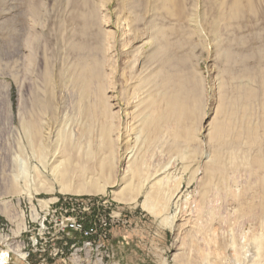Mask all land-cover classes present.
<instances>
[{"label": "rangeland", "instance_id": "1", "mask_svg": "<svg viewBox=\"0 0 264 264\" xmlns=\"http://www.w3.org/2000/svg\"><path fill=\"white\" fill-rule=\"evenodd\" d=\"M139 2L140 6L138 7L136 4ZM252 2L254 11L249 13L245 9L242 16L234 21V30L230 27L226 29L225 26L227 24L225 21H219L221 24L219 28V36L221 37L219 38L221 40L219 39V41L226 46H232L231 51L235 55L229 63L222 58L221 60L218 59L217 51L211 47L213 37L210 34L203 37L205 39H201V41L197 37H195V40L193 39L194 37L191 39L182 37L181 39L179 38L180 33L176 31L174 34L177 33V37L175 35L169 37L173 42L174 40L184 41L188 38L191 41L194 40L192 45L201 44L195 51L188 45L183 48L173 49L175 55L182 52L189 57L192 55L188 66L196 71L195 73L199 75L202 81L205 80L204 87L206 92L200 103V110L194 118L189 119L184 124L185 127L195 128L196 142L189 144V147L187 146L191 150L195 149V155L188 160L190 161L188 163L189 166L191 162L193 163L191 165L192 168H196V163H198L196 164L197 166H202L204 161L201 150L204 151L209 142L207 140L208 124H211L216 118L215 113L220 102L218 97L217 100L215 99L214 95H226V100L233 98L236 94L234 87L239 84L238 75L241 74V71L250 69L251 73L257 74L258 61L264 58V0H253ZM154 4L152 0H0L1 264H24L9 257L3 247L7 240L12 237L11 235H18L21 230L19 224L16 225L17 227L13 226L17 221L18 212L25 210L24 213L27 215V203H31L29 201H32L31 206L34 207H36L37 201H48L49 203L55 198L60 200L58 201V207L62 204L65 207L63 201L65 203L77 201L80 204H86L87 207L84 208L87 210H81L79 216L84 220L92 221L94 219V222H97V218L106 219L109 222L110 233L108 234L107 242L109 246L111 245L112 233L116 230L130 237H144V239L151 240L154 243L157 236L166 238L163 249L159 248L157 250L158 256L154 258V255L151 256L150 253V257L153 258L148 259V262L146 261L147 264H202L201 256L206 254L214 256L213 262L211 261L208 264H232L229 258H231L233 252L228 246L231 234L233 237H237L242 230L248 228V222L254 224L253 231L258 232L262 217V213L258 208L254 210L250 219H241L238 213L230 207L232 199L226 197L223 192L218 193L211 190L203 199L196 183L187 186L188 173L184 175V181L181 184L183 196L175 206L170 207L166 213L168 215L163 213L154 215L143 208V189L136 197V200L129 201V196L132 193L130 191L138 183L137 178L131 179L129 187L120 193L121 201L114 198L113 194L119 189L124 171V165L120 161V145L113 136L117 134V129L119 131L121 127L127 125L125 115L128 110L124 107L125 101L120 99L125 88L126 77L128 78L130 75L125 63L128 61L127 57H129V54H132V51L136 48L135 46L139 47L143 41H146L141 35L138 39L142 42L137 43L138 39L133 37V33L130 34L131 37H126L127 39L124 38V35L122 37L120 32L123 27L120 23L126 17L136 14L143 18V24L139 27L136 26L138 29H142L148 22L156 25H172V20L167 23L164 21L165 23H163L159 19L160 12L158 10L159 13L153 14L151 8ZM187 4H190V1L185 6ZM195 5L196 9H201H195L196 13L200 11L197 15H200L201 19L208 22L213 20L215 12L210 13L209 8L206 7V1H198ZM191 6L192 3L190 6L187 5L186 10L189 11ZM238 22L240 25H238ZM141 37L143 40H140L142 39ZM128 38L132 44L128 43ZM228 41L230 45L226 43ZM202 45L206 46L203 47ZM112 48L115 49V53L118 56L114 68L112 67V62L116 59V54L112 57ZM148 48V45H145L142 51L144 52ZM204 48L206 49L205 51ZM127 49H129V52ZM98 51H102V54ZM97 54L104 56H102L104 63H106L103 70L105 76L104 94L111 106L110 111L113 114L111 116L115 115V117H111L110 121L112 123L109 122L113 125L111 127L112 133L116 132L114 135L111 133V136L113 135L111 139V150L114 156L113 168L109 173V181L104 184V190L101 193H62L59 190L58 183L51 174V168L54 165H51V153L56 146L53 148L52 143L43 142L45 162L41 163L33 156L34 154H32V149L23 132L22 125L32 119H41L46 122V125H53L58 119V109L61 104L64 103L65 106H68L71 101L69 99L76 98V96L77 99L79 98V93L77 89L73 88L72 84L68 85V90L66 88L63 93L65 95H61L60 85H62L61 80L63 81L61 77H66L68 73L72 72L69 67L72 66L71 63L75 59L89 58L88 56H97ZM262 61L264 62V59ZM110 64L111 66H109ZM65 73L67 74L64 75ZM229 76H231V79ZM255 80L254 88L258 85V79ZM218 81L224 84L222 86L224 88L221 90L222 93L219 94L216 87ZM93 88L92 85L91 96L86 101L87 103L95 102L92 94L95 91ZM213 93L214 95H212ZM41 103L48 104L46 111L41 109ZM257 104L251 108V112L254 115L259 112ZM93 116L94 114L91 116L92 118H87L86 116L81 117L77 112L73 114L70 128L66 132L69 140L59 145L61 166L67 168L69 173L72 174L71 186L76 184V172L80 167L86 166L90 170L94 168V162L89 159L85 152L87 149L96 152V138L101 125L99 121L102 122V120L96 117L97 115L94 116L96 120H93ZM85 117L87 120H83ZM120 117L122 118L121 120H119ZM255 119L256 117L252 116L253 122ZM96 121H98L99 125H96ZM190 121H193V124ZM90 123L92 125H89ZM237 123L238 119L236 120ZM172 127L173 125L169 124L163 126L162 129L167 131V129H172ZM87 142H89V145ZM145 146L142 151V159L147 164L146 166L149 167V172L163 167L170 161L168 173L171 178H178L182 174L181 160L179 161L176 152L169 149V143L163 145L162 143L156 144L152 142L149 146ZM56 157L57 163L58 155ZM225 160L227 161V159ZM21 168H25L27 172L29 181L27 182V191L29 195L22 194L24 193L23 190H25V184L22 181L15 183L16 190H11L12 176L18 173ZM252 174L256 175L257 173L246 166H230L225 171L227 183L230 185L235 183V186L244 184L246 181L251 183L256 181L255 177L257 175L254 176ZM96 182L102 186V177L99 176ZM36 188L40 190L35 191ZM80 207L83 208V206ZM207 213H211V216L207 215ZM68 216L70 217L71 215ZM164 217L171 219L174 217L173 225L171 226L169 219L163 220ZM32 238L38 242V247L39 235L36 234ZM67 238L66 236H59L55 240V242H58L57 246H60ZM70 239L78 240V236H73ZM69 242L71 243L72 241ZM54 246V242L48 243V251ZM109 249L111 252L109 253V263L120 264L114 250L112 248ZM28 251L29 257L26 260V264H53L56 262L51 258H47V252L42 254L41 257H39L38 253L32 252L31 244L28 245ZM149 252H152L151 247H149ZM42 259H44L43 263L40 261ZM57 264H61L59 260Z\"/></svg>", "mask_w": 264, "mask_h": 264}, {"label": "bare ground", "instance_id": "2", "mask_svg": "<svg viewBox=\"0 0 264 264\" xmlns=\"http://www.w3.org/2000/svg\"><path fill=\"white\" fill-rule=\"evenodd\" d=\"M152 1L155 3L151 8L153 14L159 11V19L163 23L172 20V25H156L152 22H148L142 29H138L136 26L139 27L143 24V18L136 14H132L131 17H126L120 23L123 27V30L120 32L122 37L123 35L124 38L128 36L131 37L130 34L133 33L134 38L138 39V37L142 35L143 38L146 39L145 42L139 41V39L138 41L136 40L137 43H142L139 47L135 46L136 48L132 51V54H129V57H127L128 61L125 63L126 68L130 71V75L128 78L126 77L125 88L122 91L120 99L125 101L124 107L128 110L125 115L127 125L121 127L119 131L117 129V134L111 131L113 125L109 122L112 123V121H110L111 117H115V115L111 116L113 115L111 114L112 111H110L111 106L108 103V98L104 94V64L106 66L103 58L104 53L102 55L103 57L97 54V56H88L89 58L75 59V61H73L74 63H71L72 66L69 67L72 72L70 74L68 73L66 77L64 75L67 73H65L63 75L65 78L61 77L63 81L61 80L62 85H60V93L62 95L66 91V88L68 90V85L72 84L73 88L77 89L79 98L77 99L76 96V98L73 97L69 99L71 101L68 103V106L62 103L59 108L60 110L58 109V119L51 126L46 125V122L41 119H32L22 125L23 132L32 149V154H34L33 156L41 163L45 162L43 142L52 143L53 148L55 146L56 148H52L53 151L51 153V165L54 164L51 168V174L53 179L58 183L60 192L71 194H98L103 192L104 184L107 183L110 178L109 173L113 168L114 157L111 150V139L112 136L116 134L113 137L118 140L120 145V161L124 165V171L119 189L113 194L114 198L121 201L120 193L129 187L131 179L137 178L138 183L136 187L130 191L132 193L130 194L131 196H129V201L136 200V197L143 189V208L154 215H156V213L160 215L162 213L166 214L170 207L175 206L182 198L183 193L181 184L184 181V175L188 173L187 186L196 183L203 199L211 190L218 193L223 192L226 197L232 199L230 207L238 213L241 219H250L256 208L261 211L262 217L258 232L253 231L254 224L248 222V228L242 230L237 237H233L231 234L228 246L233 252L231 258H229L232 264H264V62L262 61L264 58L258 61L257 74L251 73L249 71L250 69L241 71V74L238 75L239 84L234 87L236 94L233 98L226 100V95L217 96L214 95L215 92L212 94L216 100L217 97L218 100H220L215 113L216 118L211 124H208L207 140H209V142L204 151L201 150L204 160L203 164L202 166H197L196 164L198 163H196V168H192L191 165H193V163L191 162L189 166L188 163L190 161L188 160L195 155V149L191 150L188 147L190 146L189 144L196 142L195 128L192 129L190 126L185 127L184 124L189 119L194 118L200 110V103L206 92L204 87L205 80L202 81L199 75L195 73L196 71L188 66L192 55L189 57L183 52L175 55L173 52L174 48H183L186 45L190 46L193 48V51H195L201 46V44L192 45V41L195 40V37L201 41V39H205L203 37L210 34L213 37L211 47L217 51L216 53L219 55L218 59L221 60L222 58L226 60L227 63L231 62L230 60L235 55L231 51L232 46H226L219 41L221 38L219 36V28L221 25L219 21H225L227 24L225 26L226 29H229V27L233 29L234 21L242 16L245 9H247L249 13L254 11L253 0ZM188 1H190V4L192 3L189 11L186 10V7L187 5L190 6V4L185 6ZM198 1H206V7L209 8L210 13L213 11L215 12L212 21H205L199 17L200 15H197L200 12L196 13V10L199 8L197 7L198 9H196L195 4L198 3ZM136 5L139 7L140 2ZM182 15L184 19L181 18ZM235 25L237 24L235 23ZM238 25H240L239 22ZM175 31L180 33L179 38L181 39L182 37H188L190 39L194 37V40L191 41L186 38L184 41L174 40L173 42L169 37L171 35L176 36L177 33L174 34ZM125 32L127 33L125 34ZM143 38L140 40H143ZM128 43H130V40ZM226 43L230 45L229 41ZM145 45H148L149 48L143 52L142 50ZM127 50L129 52V49ZM205 50L204 48V51ZM112 51L114 53L112 52L111 54H113L112 57H114L116 54L115 49L112 48ZM98 52L102 54V51ZM117 57L116 54V59L114 58L115 60L112 62L113 68L117 61ZM109 66H111V64ZM226 71L229 73L227 69ZM229 77L231 79V76ZM255 79H258V85L254 88L256 84ZM92 85L94 87L93 89H95L92 93L95 102L93 103L92 101L90 104L86 101H88V98L91 96ZM223 85V83L217 82L216 87L218 94L222 93L221 90L224 88L222 87ZM256 104L259 107H257L259 112L257 115H254L251 112V108ZM40 106H42L41 109L44 111L48 108L47 103H41ZM76 112L81 117L86 116L87 118H92L91 116L93 114L94 116L97 115L96 117L100 118L102 122L99 121L101 125L99 126V134L96 138V152L90 149H87L85 152L89 159L94 162V168L90 170V168L88 169L86 166L80 167L76 172V184L71 186L70 181L72 174L69 173L67 168L61 166L62 161L59 159V145L69 140L66 132L68 128H70L72 115ZM94 116L93 120H96ZM252 116L256 117L254 122L252 121ZM86 117L82 119L87 120ZM121 119L120 117L119 120ZM237 119L238 123L236 124ZM96 122L97 124H95L99 125L98 121ZM192 122L190 121V123ZM169 124L173 125L172 129L169 128L167 131L162 129L163 126ZM89 125L92 124L90 123ZM193 127L195 126L193 125ZM111 133L113 134L112 136ZM152 142L156 144L162 143L163 145L169 143V149L176 152L179 161L181 160L182 169V174L180 175L179 173L180 176L178 178H171L168 173L170 161L163 167L154 169L153 172L148 171L149 167L146 166L147 164H145L142 159V151L144 147H146L145 145L149 146ZM87 144L89 145V142H87ZM57 155L58 162L56 163ZM225 159H227V161ZM230 166L249 167L252 171L257 173V176L252 174L256 176V181L252 183L246 181L244 184L236 185L237 187L234 185L235 183L233 184L234 186L230 185L227 183V177L225 175L226 169ZM99 176L102 177V186L96 182ZM12 177L11 190H16L15 183L17 184L18 181H22L25 184V190H23L24 193L22 194L29 195L27 191V182L29 181L26 169L21 168L20 171ZM40 189L36 188L35 191ZM29 199H31V197H29ZM58 201H60L58 198L53 199V201L49 203L48 201H37L36 207L31 206L32 201H29L31 203L26 202L27 215L24 213L25 210L18 212L17 221L13 226L17 227L16 225L19 224L21 230L18 232V235H11L12 237L9 238L7 242L5 241L7 244L5 243L3 247L9 257L12 258V253L29 254V244L26 245L21 241H35L32 237H35L36 234L40 237L39 241L41 248H48V243L57 239V234L54 233V231L73 232L76 215H71L69 217L68 213H73V211L80 209L83 203L80 204L74 201L67 203L65 207L63 204L58 207ZM84 207L87 206L84 205ZM84 207L82 210L86 211L87 209ZM207 215L211 216V213H207ZM167 219L170 220L172 226L174 217L173 219L167 217L163 218V220ZM65 236L68 238L65 240L63 239L64 242L61 243V245L59 244L60 246H54V253L59 254L61 257L68 258L71 264H114L109 263V253H111L109 248L99 249V244L97 243L86 244V238H80V234ZM73 236H78V240L70 239L71 237L73 238ZM69 241L72 242L70 243ZM31 247L32 252L38 253L37 244H31ZM208 255L209 254L201 256L200 260H202V264L213 262L214 256Z\"/></svg>", "mask_w": 264, "mask_h": 264}, {"label": "built area", "instance_id": "3", "mask_svg": "<svg viewBox=\"0 0 264 264\" xmlns=\"http://www.w3.org/2000/svg\"><path fill=\"white\" fill-rule=\"evenodd\" d=\"M65 206H67V203H65ZM86 205V204H85ZM84 207V204H83ZM82 208L73 211V213H68V215H76V222L73 225V232H65V231H54V233L57 234V239L59 236H65V235H72V234H80V238H86V244L90 243H97L99 244L100 248H111V246L108 245V234L109 231V222L106 219H99L97 218V222H94V219L92 221L90 220H84L81 219L80 212ZM88 222V224H87ZM18 241V240H17ZM61 241V240H60ZM27 244H37L36 241H21ZM54 242L55 245H57L58 242ZM70 246V245H69ZM47 252V258H51L52 260L56 261L53 264H57L58 260L61 264H71L70 261H68V258L61 257L59 254L54 253V247L48 251V248H41L40 241L38 246V254L39 257H41L42 254ZM29 254H17L12 253V259L17 260L22 263L26 264V260H28ZM19 259V260H18ZM42 263L44 259L40 260Z\"/></svg>", "mask_w": 264, "mask_h": 264}, {"label": "crops", "instance_id": "4", "mask_svg": "<svg viewBox=\"0 0 264 264\" xmlns=\"http://www.w3.org/2000/svg\"><path fill=\"white\" fill-rule=\"evenodd\" d=\"M165 240L166 238L157 236L154 243L151 240L144 239V237H130L116 230L112 233L110 246L116 253L117 260L120 264H147V260L153 258L150 257V253L151 256L154 255V258L158 256L157 250L159 248L163 249L166 243ZM149 247H151L152 252H149Z\"/></svg>", "mask_w": 264, "mask_h": 264}]
</instances>
